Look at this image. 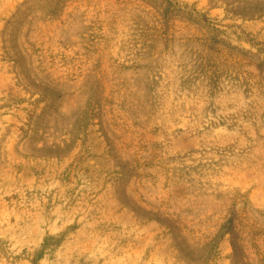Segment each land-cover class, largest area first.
Returning <instances> with one entry per match:
<instances>
[{
    "label": "rangeland",
    "instance_id": "374dc122",
    "mask_svg": "<svg viewBox=\"0 0 264 264\" xmlns=\"http://www.w3.org/2000/svg\"><path fill=\"white\" fill-rule=\"evenodd\" d=\"M0 264H264V0H0Z\"/></svg>",
    "mask_w": 264,
    "mask_h": 264
}]
</instances>
